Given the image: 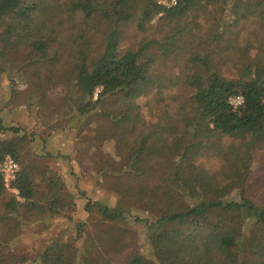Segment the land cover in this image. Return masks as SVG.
Segmentation results:
<instances>
[{
	"label": "trees",
	"instance_id": "obj_1",
	"mask_svg": "<svg viewBox=\"0 0 264 264\" xmlns=\"http://www.w3.org/2000/svg\"><path fill=\"white\" fill-rule=\"evenodd\" d=\"M176 1L0 0V74L19 71L36 103L60 99L73 113L47 139L0 120V162L19 163L35 141L41 157L58 158L49 140L96 122L100 174L120 197L113 207L89 200L86 211L116 227L132 219L147 234L140 247L126 229L85 236L76 223L72 242L53 241L32 261L0 255V264H264V205L251 192L264 152V0ZM158 17L170 34L124 46V26L144 32ZM58 82L67 91L50 97ZM115 136L112 157L100 144ZM11 188L18 193L0 174L9 238L31 217L75 222L67 213L80 196L55 171L24 166Z\"/></svg>",
	"mask_w": 264,
	"mask_h": 264
},
{
	"label": "rangeland",
	"instance_id": "obj_2",
	"mask_svg": "<svg viewBox=\"0 0 264 264\" xmlns=\"http://www.w3.org/2000/svg\"><path fill=\"white\" fill-rule=\"evenodd\" d=\"M147 28V31L141 32L134 23H128L124 26V46L127 48L140 47L142 42L165 38L171 32V29L159 17L153 20ZM12 72L0 74V120L7 126L23 128L43 139L49 138L51 134L56 135L61 128H65L73 116L72 111L70 112L68 107L65 108L60 99L44 106L36 103L32 98L33 84L23 78L19 71L17 72L14 69ZM12 74L16 77L15 81H12ZM58 83L60 86L49 90L50 97H62V94L67 91L68 88L66 86L60 82ZM97 127L96 122H89L88 125L84 122L81 126V131L75 130L73 133H65V136L61 139H54L57 137L55 136L52 140H49L47 146L49 151L57 149L63 151L62 156L58 158L41 157L40 155L43 154L44 150L40 142L35 141L25 144L21 150L19 162L21 168L28 165L33 168L36 167L38 171H43L45 168L55 171L62 177L69 191L77 195V197H81L82 192H84L87 198L82 199L79 197L77 208L75 209L72 206V210L70 209L67 213L74 217L75 222L64 217L55 218L51 221L31 217L26 222H23L21 230L14 227L16 235L14 238L8 237L11 232L10 226H5V223L1 222L0 255L13 254L17 257H26L28 261H32L53 241L72 242L75 236L76 223L86 224L84 228L85 236H87L85 233H91L95 236L110 237L114 232L118 234L126 229L129 232L128 241L132 239L140 247L145 244L146 229L134 223L132 219H127L125 222L118 224L119 227H116V225H111V223L103 220L98 208L90 212L86 211V205L89 200L113 207L117 202V197H120L118 192L119 184L111 177L100 174V165L98 164L100 161L97 159L99 152L97 147L99 144L97 145L96 140H92V138L96 137L94 129ZM0 138H4L1 133ZM117 141L118 136H115L103 145L100 144L101 151L116 157ZM259 157L263 160L262 167L253 177L251 192L255 195L254 198L258 200L259 204L264 205L263 151L258 152L256 155V160L253 164L254 170L257 169L259 164ZM41 178L39 174L36 175L37 180H41ZM9 193L14 194L12 190H9ZM128 203L125 204L127 209L133 205ZM1 205L0 214L4 213ZM8 222L12 227L14 226V223ZM6 240L10 241V243H1ZM75 247L79 250L83 247V244L77 242Z\"/></svg>",
	"mask_w": 264,
	"mask_h": 264
},
{
	"label": "built area",
	"instance_id": "obj_3",
	"mask_svg": "<svg viewBox=\"0 0 264 264\" xmlns=\"http://www.w3.org/2000/svg\"><path fill=\"white\" fill-rule=\"evenodd\" d=\"M159 3L167 7H172L177 4V1L161 0L159 1ZM230 104L232 105L233 108L237 109L244 104V97L242 95L236 96L231 99ZM20 169H21L20 164L11 156H7L2 162H0V174L3 176L5 185L8 190H12L11 188L12 182L17 178ZM12 191L15 194L18 193L15 190Z\"/></svg>",
	"mask_w": 264,
	"mask_h": 264
}]
</instances>
